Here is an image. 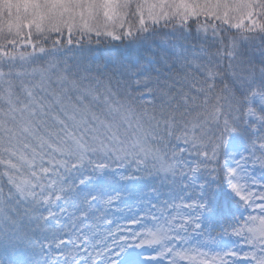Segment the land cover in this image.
<instances>
[{"label":"snow or ice","instance_id":"snow-or-ice-1","mask_svg":"<svg viewBox=\"0 0 264 264\" xmlns=\"http://www.w3.org/2000/svg\"><path fill=\"white\" fill-rule=\"evenodd\" d=\"M0 165V264H264V0H0ZM147 179L199 195L102 230Z\"/></svg>","mask_w":264,"mask_h":264},{"label":"trees","instance_id":"trees-1","mask_svg":"<svg viewBox=\"0 0 264 264\" xmlns=\"http://www.w3.org/2000/svg\"><path fill=\"white\" fill-rule=\"evenodd\" d=\"M230 32H235V30H230ZM170 38L168 35V29L160 27L158 29L157 35L155 37V41L157 39H168ZM64 39H67V34L65 33ZM192 37H189L191 40ZM50 46V45H49ZM67 46V45H66ZM74 50L76 49V45L73 44L70 46ZM31 51V48L28 49ZM130 49L126 47L125 44H120L118 42L112 44H95V38H93V43L91 45L85 43L84 48L75 52L77 58H85V59H100V60H107L113 56H125L127 57L130 53ZM68 56H72L73 52L67 53ZM0 171H3V166L0 165ZM251 171V168H249ZM256 178L259 179V169L256 170ZM215 191V198L212 200L213 206V213H212V222L214 225L218 227L217 221L223 222L225 218L230 219L233 214L243 213V208H240L239 211L237 210V205L235 203L236 198L232 196L231 193H228L227 188L223 183H219L218 185L213 186ZM152 188L156 189V192L151 191ZM135 190L136 197H139V200L136 197H128L126 190ZM116 191L122 192L121 201L117 202V205H114L113 210L109 211L107 218L112 219L113 223L111 225L105 224L103 221L100 222V228L102 230L112 229L115 228L117 224L121 225L122 227L128 226V218L135 213L136 216H142L145 212L150 211V205L147 203H141L139 201H152L156 203H160L164 199H168L169 201H173L176 203L181 202L180 196H185L184 202H193L198 197V192L189 190L187 193H182L178 187L172 186L169 187L167 184L162 185L159 180L157 179H147L142 180L140 182H136L131 185H122L119 183H112L111 185H107L103 188V192L105 195H114ZM159 194V199L157 198ZM131 205L133 208V212L128 211V206ZM119 206L124 208L123 212L115 211V207ZM58 211V209H56ZM155 211V210H151ZM148 221L146 220L145 223ZM134 230L136 229L135 226H132ZM213 235L215 233L213 232ZM225 241L231 246V241L228 238H225ZM219 250V249H216ZM208 251V249H205ZM27 251L25 246H20L17 250H9L7 254H5L3 245H0V261L5 260L11 257L14 260H24L27 258Z\"/></svg>","mask_w":264,"mask_h":264},{"label":"rangeland","instance_id":"rangeland-1","mask_svg":"<svg viewBox=\"0 0 264 264\" xmlns=\"http://www.w3.org/2000/svg\"><path fill=\"white\" fill-rule=\"evenodd\" d=\"M160 40L161 39H157L156 40V43L158 44L159 42H160ZM228 191V190H227ZM229 193V192H228ZM233 240H235V238H232ZM246 250V249H245ZM144 255H146V256H151V255H153V253H152V251H151V249H145V251H144ZM182 264H187V262H182Z\"/></svg>","mask_w":264,"mask_h":264}]
</instances>
